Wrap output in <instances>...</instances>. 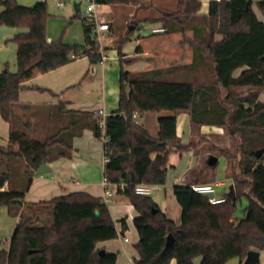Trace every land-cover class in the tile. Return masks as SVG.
<instances>
[{
    "label": "trees",
    "instance_id": "obj_1",
    "mask_svg": "<svg viewBox=\"0 0 264 264\" xmlns=\"http://www.w3.org/2000/svg\"><path fill=\"white\" fill-rule=\"evenodd\" d=\"M104 4L135 5L132 18L145 12L143 21L158 22L164 32L180 33L181 46L190 44V62L173 61L167 67L132 71L129 65L142 56H129L122 47L138 19L128 25L127 35L115 41L120 63L118 108L104 117L98 111L67 109L65 101L52 104L24 103L20 92L27 81L74 59L87 56L90 63L101 61L100 45L92 33L94 21L82 16L83 43L48 40L46 0L25 5L18 0H0V24L25 25L17 32L16 71L7 65L0 71V114L9 123L10 137L0 144V206L6 204L17 216L8 248H0V264H115L118 252L105 249L101 240L124 236L128 228L120 219L119 232L108 202L79 190L40 201H25L26 194L42 163L70 157L73 140L86 129L102 139L104 175L110 183H126L117 193L127 197L138 215L134 225L139 233L135 243L137 264H225L232 257L244 263L251 249L264 251V21L253 0H209L207 13H201V0H96ZM264 12V0L258 1ZM80 16L81 13H75ZM133 28V29H134ZM188 31L192 37L187 36ZM221 35L222 38L218 39ZM137 53L144 47L138 44ZM208 52L215 58L213 62ZM204 69L202 82L193 75ZM239 73L236 74V72ZM58 93L50 88L31 86ZM149 111H169L158 117L153 135L139 122ZM185 111L193 126L226 128L238 139L234 149L205 137L184 143L177 133V116ZM136 114V116L134 115ZM207 144L208 152L227 160L236 200L229 192L221 202L212 203L195 191L193 184L211 182L214 165L193 168L187 179L174 183L171 191L180 206V221L166 212L151 194L136 193L138 184H165L172 152H183ZM213 177L207 179L208 172ZM8 184L4 188L5 184ZM242 197H247L244 215L235 217ZM173 243L165 249L167 236Z\"/></svg>",
    "mask_w": 264,
    "mask_h": 264
},
{
    "label": "rangeland",
    "instance_id": "obj_2",
    "mask_svg": "<svg viewBox=\"0 0 264 264\" xmlns=\"http://www.w3.org/2000/svg\"><path fill=\"white\" fill-rule=\"evenodd\" d=\"M39 0H18L19 3L25 5H32ZM42 1V0H41ZM48 5V15H47V37L57 38L59 39L62 34V40L70 43H82L84 41V31L82 25V16L85 14L86 6L90 0H64L65 6L59 7L57 6L55 0H46ZM161 0H156L157 4L164 5L167 2L170 4H175V0H166L160 2ZM202 1L201 11L203 12L206 9V0ZM253 7L258 11L260 10L258 7V1L253 0ZM75 2H81V15L75 16ZM132 5V4H131ZM126 5L120 4H103L98 8L97 14L104 15L108 19H112L110 29L106 31V38L102 40V45L107 48V52L110 55L115 54L117 56L118 50L115 47V41L120 40L122 37L127 35L128 25L132 20L138 19V27L131 30L129 33V39H127L122 47L125 51H134L139 44L138 40H143L144 50L148 53L147 58L149 60L147 62L150 63V67L158 66L167 67L170 65L171 61L168 60L169 54H165L161 52L160 47L169 48L179 40V42L184 39L180 33H176L175 36L172 34H152V28L159 26L158 22L150 21L146 22L142 20V17L145 15V12L139 11L137 18H132V14L135 12L136 6L132 5V7H125ZM2 7H0V10ZM28 29L25 25L19 26H8L0 24V71L7 65V67L16 71L18 69L17 65V43L13 39L14 35L17 32L26 31ZM187 36L189 38L192 37V33L188 31ZM56 39V40H57ZM180 44V43H179ZM190 44H186L185 46H180L181 52L180 56L173 61H177L178 63H186L189 59L183 57L184 51L188 48ZM191 46V45H190ZM114 47V48H113ZM159 47V48H157ZM192 48V47H190ZM184 50V51H183ZM114 55V56H115ZM137 57V55H136ZM88 58V57H87ZM143 61V60H139ZM146 61V60H144ZM172 61V62H173ZM70 63V64H69ZM67 63V69L70 70L73 67H81L84 66V72H86L89 67V58L88 59H80V57L74 59L73 61ZM108 67L104 72L106 76V83L103 87V73L101 65L102 63L95 64L94 72H87L84 77L85 80H81L78 87L81 89V95L84 98L90 99L91 102L96 103L97 101H101L99 99L104 100L107 99V103L110 106V110L116 108L118 106V97H119V74H120V63L117 59H110L105 62ZM66 65V64H65ZM64 66V65H62ZM61 67V66H60ZM59 68V67H58ZM143 68V63H134L129 65V69L140 70ZM57 69V68H55ZM55 69H53L55 71ZM52 71V70H51ZM204 69H200L199 72L193 75V79L196 81L202 82L204 80ZM49 72V71H48ZM239 71L236 72V74ZM56 74L59 72H51L50 74H46V78H51L53 81H56ZM76 89V88H75ZM104 91V92H103ZM73 92V91H72ZM48 97V94H43L42 92L32 91L27 89H22L20 92V101L22 100H30L32 102L45 100ZM260 98L264 100V89L261 91ZM169 111H149L144 116L139 117V122L144 124L147 128H149L152 132H155V126L157 125V117L162 115L170 114ZM179 126H180V138L184 143L192 141H198L201 137H205L206 139L211 140L214 143H217L222 146L229 147L230 149H234L236 144L239 142L233 135L229 133V131L224 127H210L206 125L201 126H193L188 118V114L185 111L179 113ZM10 127L9 123L1 116L0 114V144L6 146L9 142L10 137ZM99 145H101V149L99 150L101 155L103 153V141L99 140ZM198 149V153L194 152L193 149L186 150L183 152H172L169 156V168L167 174V188L166 194L164 191H152V197L156 202L161 204L163 201H167L169 205V216L173 218L174 212H176L177 208L180 209V206L171 191V187L169 186V182H177L181 183L182 176H187L190 170L193 168H200L204 166L208 161V157L210 153L208 152L207 144L196 147ZM75 153V151L73 152ZM227 160L224 156H220L219 160L216 164L214 170V179L211 182L202 183V184H213L223 180L225 183L223 185H216V196H220L229 192V187L232 184V178L229 176L230 171L227 169ZM5 169L4 165L0 164V173ZM213 177L212 171L208 172L207 179H211ZM173 180V181H172ZM178 180V181H177ZM7 183L4 188L7 187ZM116 199L118 202H127L129 201L126 196L122 194H115L109 200ZM248 199L247 197H242L238 208L235 214V217L240 219L244 215V207L247 205ZM17 223V216L13 215L9 212L8 206L6 204H2L0 206V248H8L10 245V241ZM130 238V244L135 242V237L131 235V232L126 233ZM122 235L118 236V239L122 238ZM225 264H240V258L235 256L227 260ZM264 264V251H262V255L260 256L259 263Z\"/></svg>",
    "mask_w": 264,
    "mask_h": 264
},
{
    "label": "crops",
    "instance_id": "obj_3",
    "mask_svg": "<svg viewBox=\"0 0 264 264\" xmlns=\"http://www.w3.org/2000/svg\"><path fill=\"white\" fill-rule=\"evenodd\" d=\"M166 1V0H164ZM160 2H163L161 0ZM202 2V1H201ZM169 3V2H167ZM206 9L201 13H207L209 8V0L205 1ZM125 7H132L131 4L126 5ZM255 9V8H254ZM256 13L258 17L264 21V12L261 10H256ZM76 13V12H75ZM112 21V19H110ZM113 22V21H112ZM160 25V24H159ZM84 31V29H83ZM173 36L176 35V33L172 34ZM222 38L221 35L218 36V39ZM57 38H51L48 37V40H56ZM139 44L144 46L143 40H138ZM70 43V42H69ZM83 43V42H82ZM180 44L179 40L175 43V45L170 46L169 48H163L160 47L161 52H164L168 56L169 61H173L176 58L180 56ZM189 45L186 51H184L183 57L188 58L187 62H190L192 59V48ZM114 48V47H113ZM159 48V47H157ZM124 53H126L129 56H147L148 53L144 50L143 53H137L136 49L134 51H125L122 49ZM182 53V52H181ZM115 54H113L114 56ZM116 56V55H115ZM80 59H88L87 56H81ZM119 60L118 54L117 57L112 58ZM98 63H102L101 61ZM137 63H143L144 69H150V63L147 61H139ZM70 64V63H69ZM68 64V65H69ZM97 64V63H95ZM95 64L90 63L89 61V67L87 68L86 72H84V66L81 69V67H73L72 69H67V64L64 66H61L57 69L46 72V73H38L36 76H34L32 79L26 82L28 87L25 89L32 90V91H38L42 92L43 94H48V97L41 101H35L32 102L30 100H21L24 103H45V104H52L56 103L58 101H65L67 104V109H75V110H83V111H104V113L108 114L118 108H113L110 110V106L107 103V99L104 98V100L99 99L101 101H97L96 103H93L88 98H84V94H81V89L78 87L79 83L83 79L85 80V76L87 72L95 71ZM101 70L103 73V87L106 83V76L104 72L107 70V66L105 63H102ZM132 71H138L132 69ZM51 72H59V74L55 76L56 81L52 80L51 78H46V74H50ZM38 85L45 88H50L54 92L58 93L57 96L52 95L49 91L46 90H39L36 88H33L31 86ZM76 88V89H75ZM73 91V92H72ZM104 92V91H103ZM83 95V96H81ZM147 113V112H146ZM145 113V114H146ZM144 114V115H145ZM188 114V113H187ZM143 115V116H144ZM189 118V114H188ZM157 119V125L155 126V132H150L153 135L157 134L158 131V117ZM190 120V118H189ZM144 125V124H143ZM145 126V125H144ZM207 126V125H206ZM216 126V125H215ZM210 126V127H215ZM177 133L180 137V126H179V114L177 116ZM73 144L75 147V153L72 154L70 157H61L53 162L48 163L51 167V171L44 173V174H37V176L34 178L33 183L30 186L29 191L26 194L25 201L31 202V201H40L45 199H50V197L58 196L62 194L69 193L71 191H87L94 196L103 197L109 205L111 214L113 218L116 221V226L118 231L120 232L122 229L120 219L125 217L128 228L125 230L124 236L120 239L113 238V239H107V240H101L98 242L97 247L105 249L110 252H118L117 261L115 264H125L128 256H137V250L135 249V243L139 240V233L134 225V218L138 215L136 209L134 206L127 201L125 202H118L116 199L109 200L113 195L117 193L115 189L113 188V185L111 183L105 184L103 183L105 175H104V164H105V152L103 149V153L101 155L100 149L101 145H99L98 138L95 137L94 133L90 129H86L81 136H77L73 140ZM103 145V144H102ZM104 148V147H103ZM191 171V170H190ZM190 173V172H189ZM188 173V175H189ZM187 176H182V180H186ZM173 181V180H172ZM176 181V180H175ZM169 182V186L172 187L174 183L177 182ZM178 181V180H177ZM223 181V180H221ZM168 182V181H167ZM225 183V182H224ZM162 190L157 191H164L166 194V188L167 184L162 185ZM224 195V194H223ZM220 195V196H223ZM161 209L163 212H166L169 215V205L168 202L165 200L161 204ZM173 218L179 222L180 221V209L177 208L176 212L173 214ZM127 232H131V235L135 237V242H132L130 244V238L126 234ZM125 238H128V240H125ZM262 255V251L260 252V256ZM200 258L196 259V264H199ZM172 264H175V260L172 261Z\"/></svg>",
    "mask_w": 264,
    "mask_h": 264
},
{
    "label": "built area",
    "instance_id": "obj_4",
    "mask_svg": "<svg viewBox=\"0 0 264 264\" xmlns=\"http://www.w3.org/2000/svg\"><path fill=\"white\" fill-rule=\"evenodd\" d=\"M57 1L56 4L59 7H63L65 6V1L64 0H55ZM104 3H100L97 2L96 0H90L89 3L86 6V10L84 11V17H87L89 20L92 19L94 21V26L92 28V33L93 36L95 37V39L98 41L99 45H100V53H101V62L105 63L108 60L115 58L117 56H113L110 55L107 52V48L104 47L102 45V40L104 38H106V31H108L110 29V25H111V20L106 18L104 15H98L97 14V10L99 7H101ZM81 13V11H80ZM164 27L163 26H156L152 28V33H161L164 32ZM100 115L102 116V120H101V126L104 127V117H106V113H104V111H99ZM136 116V114H134ZM107 160V156H105V161ZM103 183L105 184H109L110 182L107 181L106 178H104ZM113 185V188L115 189V191L118 190L119 187L121 188H125L126 187V183L121 182V183H111ZM224 181H218L216 183L213 184H193L192 187L195 191L201 193V194H208V193H213V196L209 198V200L212 203H217V202H221L225 199L224 195L223 196H216V190H215V186L216 185H223ZM163 184H138L135 187V191L136 193L139 194H152V191L154 190H162ZM125 240H128V238H125ZM125 264H137V260L135 256H128L126 263Z\"/></svg>",
    "mask_w": 264,
    "mask_h": 264
},
{
    "label": "water",
    "instance_id": "obj_5",
    "mask_svg": "<svg viewBox=\"0 0 264 264\" xmlns=\"http://www.w3.org/2000/svg\"><path fill=\"white\" fill-rule=\"evenodd\" d=\"M75 7V12L78 13L81 11V2H75L74 4ZM134 27L132 26V29ZM208 56L209 58L214 62L215 58L212 56L211 52H208ZM264 59V58H263ZM262 154H264V147L261 149L256 150V156L260 157ZM219 160V157L215 154H210L208 157V161L207 164L208 165H214L217 164ZM51 171V167L49 166L48 163H42L39 168L36 171V174H44L47 172ZM206 197L210 198L213 196V193H208L205 195ZM229 196H231V198L235 201L236 200V192H235V188H234V184L232 183L229 187ZM173 243V236L172 234H169L167 236V240H166V244H165V249L169 248ZM100 253L103 254L104 250H100ZM259 259H260V251L256 250V249H251L248 251L247 256L244 260L243 264H258L259 263Z\"/></svg>",
    "mask_w": 264,
    "mask_h": 264
}]
</instances>
